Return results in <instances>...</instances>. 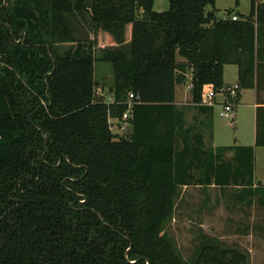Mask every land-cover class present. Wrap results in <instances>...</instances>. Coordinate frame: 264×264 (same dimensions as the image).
Returning <instances> with one entry per match:
<instances>
[{"label":"trees","instance_id":"16d2710c","mask_svg":"<svg viewBox=\"0 0 264 264\" xmlns=\"http://www.w3.org/2000/svg\"><path fill=\"white\" fill-rule=\"evenodd\" d=\"M167 2L0 0V264H247L207 237L188 262L166 227L184 187H235L237 203L264 205V3L231 21L215 0ZM74 15L92 39L75 36ZM96 63L111 68L109 102ZM226 65L256 92L253 146L205 147L206 94L223 89ZM188 72L200 116L189 126L174 104ZM127 111L129 131L113 134Z\"/></svg>","mask_w":264,"mask_h":264},{"label":"rangeland","instance_id":"374dc122","mask_svg":"<svg viewBox=\"0 0 264 264\" xmlns=\"http://www.w3.org/2000/svg\"><path fill=\"white\" fill-rule=\"evenodd\" d=\"M214 8L217 18L222 19L228 11H232L239 16V19H244L249 16L251 0H215ZM167 9V0H153L155 12L160 13ZM210 9L208 6L205 8L206 11ZM68 20L75 36L82 39L89 37L87 25L81 23L76 15L69 16ZM91 35L93 38V34ZM106 44L103 39L100 42L99 38L96 51ZM234 67L226 65L223 71V79L230 88L235 85L233 74L230 73ZM94 80L98 86L96 95L107 101L110 98L108 91L112 85L110 66L105 63H96ZM238 91L240 92L239 103H234V97L230 100L232 110L229 119L219 116L221 105L214 107L213 136L212 139L209 138L205 130V147L215 148V146L235 144L253 146L254 118L251 104L254 92L252 89ZM185 103L189 104V101ZM181 108L184 109L186 124L197 125L200 116L196 111L188 105ZM231 119H233L232 122ZM110 124L113 134L121 136L125 133L126 130H118L115 120H110ZM254 150L255 175L264 187V147H254ZM230 156L231 153L225 154L226 159ZM238 193L239 189L235 187L219 189L213 186H190L181 189L175 202L172 218L166 227V234L174 242L184 260L191 262L198 246L202 244V238L207 237L215 240L220 247L236 249L245 254L247 264H264V205L255 198H252V203L248 205L237 203Z\"/></svg>","mask_w":264,"mask_h":264},{"label":"crops","instance_id":"0c3cea01","mask_svg":"<svg viewBox=\"0 0 264 264\" xmlns=\"http://www.w3.org/2000/svg\"><path fill=\"white\" fill-rule=\"evenodd\" d=\"M259 3H264V0H258ZM232 14H236V13H232ZM220 19V18H219ZM91 36V35H90ZM91 39H92V36H91ZM178 60V58H177ZM178 61H181V59H179ZM225 67V66H224ZM224 67H223V71H224ZM230 73L233 74V79H234V82H235V86H237V68L234 67L232 68V70H230ZM224 78V77H223ZM190 79H191V75H190V72H188V74L186 75V83L184 85H181V86H176L175 87V93H174V104L178 107H183V106H190L193 108V106L191 105V95H190ZM223 88H230V85L225 83V80L223 79ZM253 92H254V99H253V102L251 104V107L253 109V118H254V137H255V114H256V108H257V103H256V92L254 89H252ZM238 96V97H237ZM184 97V99H182ZM186 97V99H185ZM237 97V99H236ZM230 100H231V97H223L221 95H216L215 99H214V104H213V110H214V107L217 106V105H222V104H225V103H230ZM239 100H240V92L238 91V89L236 90V95L234 97V103L237 104L239 103ZM110 101V98H108V100L106 102H109ZM189 101V104L185 103ZM194 109V108H193ZM233 121V119H231ZM128 128L126 129L125 133L128 132ZM212 134H213V128H212ZM213 136V135H212ZM204 141H205V138H204ZM254 144V142H253ZM235 145H239V146H249V145H242V144H235ZM214 147V146H213ZM216 147V146H215ZM220 147V146H219ZM254 163L255 162V150H254ZM255 169V168H254ZM254 178L256 180V184L257 185H260L261 186V181H258L257 180V177L255 175V171H254ZM262 188H264L263 186H261Z\"/></svg>","mask_w":264,"mask_h":264},{"label":"built area","instance_id":"2783aa9c","mask_svg":"<svg viewBox=\"0 0 264 264\" xmlns=\"http://www.w3.org/2000/svg\"><path fill=\"white\" fill-rule=\"evenodd\" d=\"M225 20V17L222 18ZM229 19L231 21H236L238 20V16L236 14H232L229 16ZM237 86L233 87V88H223L220 90V92L218 93H214L213 91H209L207 94H206V105L207 106H213L214 104V99L216 97V95H221L223 97H235L236 95V90H237ZM131 97V96H130ZM222 109L219 113V116L222 117V118H230V113H231V110H232V105L231 103H225V104H222ZM130 118V112L127 111L123 116H122V122L120 123V126H117L116 127L118 128V130L120 131H125L128 126H129V123H128V119ZM110 128H111V124H110Z\"/></svg>","mask_w":264,"mask_h":264},{"label":"water","instance_id":"95a60500","mask_svg":"<svg viewBox=\"0 0 264 264\" xmlns=\"http://www.w3.org/2000/svg\"><path fill=\"white\" fill-rule=\"evenodd\" d=\"M231 122H232V120H231Z\"/></svg>","mask_w":264,"mask_h":264}]
</instances>
